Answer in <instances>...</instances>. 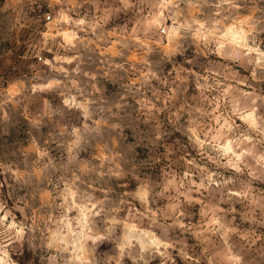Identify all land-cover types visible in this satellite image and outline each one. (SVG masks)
Segmentation results:
<instances>
[{"label":"clouds","instance_id":"obj_1","mask_svg":"<svg viewBox=\"0 0 264 264\" xmlns=\"http://www.w3.org/2000/svg\"><path fill=\"white\" fill-rule=\"evenodd\" d=\"M0 264H264V0H0Z\"/></svg>","mask_w":264,"mask_h":264}]
</instances>
